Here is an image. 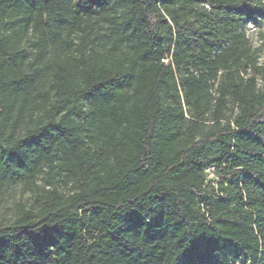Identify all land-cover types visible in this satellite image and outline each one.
<instances>
[{
    "label": "trees",
    "instance_id": "16d2710c",
    "mask_svg": "<svg viewBox=\"0 0 264 264\" xmlns=\"http://www.w3.org/2000/svg\"><path fill=\"white\" fill-rule=\"evenodd\" d=\"M260 18L264 0H0V213L33 198L0 264H264Z\"/></svg>",
    "mask_w": 264,
    "mask_h": 264
},
{
    "label": "rangeland",
    "instance_id": "374dc122",
    "mask_svg": "<svg viewBox=\"0 0 264 264\" xmlns=\"http://www.w3.org/2000/svg\"><path fill=\"white\" fill-rule=\"evenodd\" d=\"M245 31L252 48L259 50V63L261 67H264V18L258 19L257 22L249 20ZM32 201V195L26 192L22 186L11 189L0 213V223L12 222L15 218L16 206L19 203L30 204Z\"/></svg>",
    "mask_w": 264,
    "mask_h": 264
},
{
    "label": "built area",
    "instance_id": "2783aa9c",
    "mask_svg": "<svg viewBox=\"0 0 264 264\" xmlns=\"http://www.w3.org/2000/svg\"><path fill=\"white\" fill-rule=\"evenodd\" d=\"M214 169H211V171H213ZM213 175L212 174H210V177H212Z\"/></svg>",
    "mask_w": 264,
    "mask_h": 264
}]
</instances>
